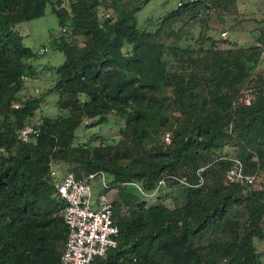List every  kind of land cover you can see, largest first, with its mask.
<instances>
[{"label": "trees", "instance_id": "obj_1", "mask_svg": "<svg viewBox=\"0 0 264 264\" xmlns=\"http://www.w3.org/2000/svg\"><path fill=\"white\" fill-rule=\"evenodd\" d=\"M149 1L0 0V264H61L67 202L52 165L103 169L114 189L119 242L90 264H264V18L244 45L221 34L244 27L240 0L185 2L139 23ZM48 5L66 56L49 90L69 113L42 115L25 142L18 131L45 93H22L38 54L17 25ZM246 87L253 101L237 102ZM111 116L123 120L118 139H78L82 123ZM234 156L254 186L225 178ZM162 178L155 202L132 183L152 192Z\"/></svg>", "mask_w": 264, "mask_h": 264}, {"label": "built area", "instance_id": "obj_2", "mask_svg": "<svg viewBox=\"0 0 264 264\" xmlns=\"http://www.w3.org/2000/svg\"><path fill=\"white\" fill-rule=\"evenodd\" d=\"M196 0H178L177 5ZM65 30V28H63ZM223 36L228 34L225 29ZM47 47H41L42 54ZM254 99L252 89H242L237 102L250 104ZM41 133L37 122H27L18 131L22 141H29ZM166 141H170V132L165 134ZM232 164L225 173V178L230 182H242L254 186L256 175L245 172L241 158H231ZM52 173L57 175L56 187L62 198L66 200L64 220L68 226V238L61 257V264H90L91 261L118 245L120 233L119 224L114 218V189L110 187L109 177L105 170L98 169L83 176H78L74 171L60 174L52 165ZM204 167L198 171L201 174ZM98 179L99 184L94 183ZM203 179V177H201ZM187 183L186 177L180 179ZM146 197H153L158 189L167 183L166 178L159 180L154 191L149 192L138 182H132Z\"/></svg>", "mask_w": 264, "mask_h": 264}, {"label": "rangeland", "instance_id": "obj_3", "mask_svg": "<svg viewBox=\"0 0 264 264\" xmlns=\"http://www.w3.org/2000/svg\"><path fill=\"white\" fill-rule=\"evenodd\" d=\"M177 2L178 0H150L138 12L139 23H142L148 17L159 18L176 6ZM239 4L245 12L244 27L228 30L227 35L240 44L250 45L254 42L251 30L258 24V21L264 18V0H240ZM17 29L23 35L24 43L38 54L33 59V62L39 74L27 79L26 87L22 93L34 95L45 93V101L36 111L32 121H39L42 115H67L69 110L61 109L58 105L59 93L49 90L56 77L54 66L61 64L66 58L65 53L55 47V40L61 34L58 15L48 5L44 15L20 22L17 25ZM41 47H47V51L42 54L39 53ZM122 123V119H117L114 116L110 117L109 122L92 126L82 123L77 129L78 139H92L93 143H99L102 138L107 141H113L118 139L119 128ZM94 183L99 184V180L95 179ZM149 200L150 202H155L157 197H151ZM262 245L264 246V242Z\"/></svg>", "mask_w": 264, "mask_h": 264}]
</instances>
